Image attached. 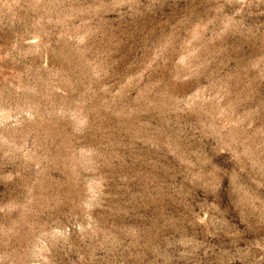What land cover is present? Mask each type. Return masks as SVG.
Wrapping results in <instances>:
<instances>
[{
    "label": "rangeland",
    "instance_id": "374dc122",
    "mask_svg": "<svg viewBox=\"0 0 264 264\" xmlns=\"http://www.w3.org/2000/svg\"><path fill=\"white\" fill-rule=\"evenodd\" d=\"M0 264H264V0H0Z\"/></svg>",
    "mask_w": 264,
    "mask_h": 264
}]
</instances>
